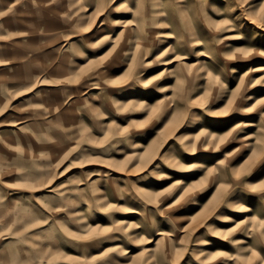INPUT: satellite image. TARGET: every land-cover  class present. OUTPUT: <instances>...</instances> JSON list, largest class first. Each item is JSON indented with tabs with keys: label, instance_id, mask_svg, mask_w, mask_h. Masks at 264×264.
<instances>
[{
	"label": "rangeland",
	"instance_id": "1",
	"mask_svg": "<svg viewBox=\"0 0 264 264\" xmlns=\"http://www.w3.org/2000/svg\"><path fill=\"white\" fill-rule=\"evenodd\" d=\"M257 66L264 0H0V264H264Z\"/></svg>",
	"mask_w": 264,
	"mask_h": 264
},
{
	"label": "bare ground",
	"instance_id": "2",
	"mask_svg": "<svg viewBox=\"0 0 264 264\" xmlns=\"http://www.w3.org/2000/svg\"><path fill=\"white\" fill-rule=\"evenodd\" d=\"M263 68H264V67L257 66V67L255 68V70H261V69H263ZM164 235H165V234L162 233V236H163V237H165ZM166 236H167V235H166ZM240 237H241V236H240ZM242 241H243V239H239V240H237V242H242Z\"/></svg>",
	"mask_w": 264,
	"mask_h": 264
}]
</instances>
